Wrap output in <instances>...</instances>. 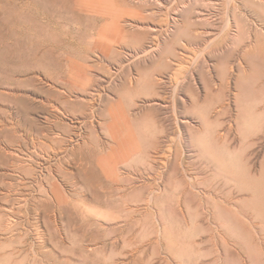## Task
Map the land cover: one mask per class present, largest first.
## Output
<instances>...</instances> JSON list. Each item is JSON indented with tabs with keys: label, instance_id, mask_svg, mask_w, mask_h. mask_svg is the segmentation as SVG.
Returning a JSON list of instances; mask_svg holds the SVG:
<instances>
[{
	"label": "rangeland",
	"instance_id": "rangeland-1",
	"mask_svg": "<svg viewBox=\"0 0 264 264\" xmlns=\"http://www.w3.org/2000/svg\"><path fill=\"white\" fill-rule=\"evenodd\" d=\"M81 5L59 6L52 35H39L52 47V65L36 71L33 116L47 135L4 145L0 264H264V0H106L97 17ZM26 37L15 63L23 54L28 68L34 49ZM170 60L179 65L183 132L172 136L165 159L151 152L146 171L135 163L137 147L125 143L121 116L140 114L137 126L150 137L159 127L154 114L172 116L170 89L145 94L154 76L168 77ZM45 83L54 86L52 105ZM3 90L9 125L16 97L31 89ZM221 100L227 113L219 112ZM94 138L103 142L94 166L107 183L99 209L82 201L80 179L62 174L76 172L72 151ZM146 179L151 201L128 199L127 188Z\"/></svg>",
	"mask_w": 264,
	"mask_h": 264
},
{
	"label": "bare ground",
	"instance_id": "bare-ground-1",
	"mask_svg": "<svg viewBox=\"0 0 264 264\" xmlns=\"http://www.w3.org/2000/svg\"><path fill=\"white\" fill-rule=\"evenodd\" d=\"M79 1L82 4L81 5L82 10H83L82 12L87 11L89 16L97 17L101 11L99 8L101 7V5H103L105 3L106 0H79ZM59 6H62L63 8H68L70 6V0H0V88L4 89V86H9V87L17 88V89H19V91L20 90L22 91L23 85L27 84V86L31 89V94L30 93L29 94H21L20 96L16 97L17 105L20 106L19 107L20 109L17 108L16 121H13L12 115H9L10 116L9 118L11 119L9 125H6V124L4 125V107H2V106H4V104L0 105V170H1V172H0V220L1 221H3V219H4V206H2V203L4 202V191H2L3 190L2 188L4 187V145L11 146V147L29 146L30 143L34 144L37 141L38 134L42 133V135H43V132H44L43 129L39 128L40 125H37V121L35 120V118L33 116L34 112H36V110L38 108V106H37L38 100H37L36 96L38 95L39 90H38V76L36 75L37 74L36 71L39 70V67H41V66L49 68L52 65V47L50 46L49 42L45 43V44L40 42V39H39L40 36L39 35H40V33H43V32L47 35H52L53 27H56L55 26V15L58 12H60V9L58 8ZM239 12H241V11H239ZM82 15L87 16L86 12H85V14L83 13ZM72 17H74V16H72ZM60 19H62V18H60ZM113 21H114V19H113ZM109 23H111V22H109ZM104 26H106V25H104ZM108 27H110V26H107V28ZM78 28H79V26H78ZM262 28H264V27H262ZM96 30H99V29H96ZM25 36H27V37L30 36L29 38L33 42V49H34L33 50L34 53H33L32 63L28 68L26 67L27 65H26V61H25L23 54H21L20 57L18 58L19 62L15 63V55L19 51L20 52L22 51L21 50L23 47L22 46V40L24 39ZM99 39H101V38L99 37ZM175 58H172V59H174V61H176ZM232 62H230V63H232ZM165 65H166L165 70H166L168 77L167 78L163 77V79H161V78H155V76L153 75L154 77L151 81L153 86L148 92L146 91L145 94L157 96V95H161L160 93H161V91L164 90L163 88H165L166 90L170 89V91L172 92V96H173L172 97L173 103L171 106L172 116L167 115V113L165 115L154 114V116L156 117V121L159 124V127H157V132L152 134L151 137H150L148 132L144 133L143 129L140 130L139 129L140 126H137V124H140L141 123L140 121L143 119V117L140 114L136 115V113H135V115H132L131 112H129V115L121 116V119H122V121H124V124H125L124 128L127 131V136H126L127 140L125 141V143L128 145V147H133V146L137 147L138 150L137 149L134 150L133 157L135 159H136V157H137V159H139L142 156V158L140 160H137L135 163H141L139 166L141 168L146 169V171L149 167H152V168L154 167L153 166L154 160L152 159L153 156H152L151 152H154L156 154H160V152H161L162 153L161 157H163V159H165L164 155H166V152H168V153L171 152V149H167L170 146L169 142H172V143L175 142L174 137H172V136H176L179 134V137H181V135H182L181 132H183V130L181 129L180 120L178 117L179 102L177 101V97L181 91V82H179V78H178L179 71L176 68V67H179V65L176 62H173L172 60L167 62V64H165ZM20 77H22V78H20ZM136 83L139 86V84L141 83V79L137 80ZM45 84H47V86H49V89H47V91H43L44 92L43 94H45V101L44 100L43 101L47 102L49 105H52L53 97H55V92L52 89V87H54V86H52L50 83H45ZM50 86H52V87H50ZM136 88H137V86L135 87V90H136ZM207 93L209 94V92H207ZM198 95L199 94H197V96ZM209 95H208V97H209ZM223 96H224V94H223ZM0 98H1V101L4 103V90L0 91ZM114 103H119V102H114ZM87 104H88V102L86 103V105ZM219 104H220V108H221V110H219V112L227 113L228 106H226V103L223 102V100H221V101H219ZM40 106H42V105H40ZM181 107H182V105H181ZM183 108H185V110L187 109V107L185 105H183ZM216 108H217L216 104L213 105V107H209L208 108L209 113L212 109H214V111H215ZM6 115L8 116V114H6ZM236 124H237V122H236ZM20 133L28 134L29 135L28 139L26 140V139L22 138L21 137L22 135L19 137ZM45 134L47 135V133H45ZM79 136H81V135H79ZM148 137H150V140L148 139ZM217 137L219 139H222L223 136L217 135ZM59 142L61 143L62 141H59ZM74 142H76V141H74ZM122 144H124V143L122 142ZM102 145H103V142L99 138H94V139L90 140V142H88V143L84 142L82 144V146H80L76 150L72 151V156L78 165L76 168V172L69 171V169L68 170H66V169L62 170V174H63V177L65 178V180L70 181V180H73V178H78L82 181V184H84V186L87 190V194L83 195L82 201H85V203H87L88 205H91V206L94 205V206L98 207V209L100 207L105 208L106 205L104 204V202H106L105 197L107 196V195L105 196L106 192L104 193V189H103L104 184H107V183L103 184V182H102V179H104L105 177L101 179L100 176L98 175V172L95 169V166H94L95 161L100 159V154L102 152L100 151V148H98V147H100ZM127 145H122V147L125 146L127 149ZM123 156L124 155L120 150V155L118 158L122 159ZM133 157L130 156L128 158V160L133 159ZM113 161L116 162L117 159L115 158V159H113ZM173 165L174 164H172V166ZM60 166H62V165H60ZM176 167H177V164L175 163L173 168L175 169ZM50 179H51V185L53 187L52 189L53 190H60V186H59L58 182L56 181L55 177L51 176ZM152 183L148 182V180H147V181H142V184L137 186V187L136 186L135 187L133 186L134 188H131V187L127 188L126 187L127 191H128L127 192L128 194H126V197L128 199H130L133 196L136 197L138 195L139 199H141L143 201L149 200V202H150L151 200L148 198H150V195L152 194V189H153ZM117 189H119V188H117ZM123 189L124 188H122V190ZM117 191H119V190H117ZM113 193H116V192H113ZM119 196H121V195H119ZM158 196L160 197V194ZM152 197H156V199H157V195H155V194H153ZM46 201H48V200H46ZM107 202H110V200L108 199ZM154 202H155V200H154ZM111 206H113V205H111ZM44 210L46 212L47 211L49 212L51 210V205L49 203H45L44 204ZM62 211L69 213L71 211V209H70V207H63ZM98 238H96L95 240H97Z\"/></svg>",
	"mask_w": 264,
	"mask_h": 264
}]
</instances>
